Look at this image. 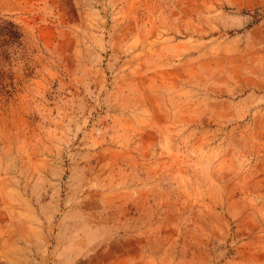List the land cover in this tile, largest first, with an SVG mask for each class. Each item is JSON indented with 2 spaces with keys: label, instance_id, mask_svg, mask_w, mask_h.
<instances>
[{
  "label": "rangeland",
  "instance_id": "rangeland-1",
  "mask_svg": "<svg viewBox=\"0 0 264 264\" xmlns=\"http://www.w3.org/2000/svg\"><path fill=\"white\" fill-rule=\"evenodd\" d=\"M11 237L24 264H264V0H0Z\"/></svg>",
  "mask_w": 264,
  "mask_h": 264
},
{
  "label": "crops",
  "instance_id": "crops-1",
  "mask_svg": "<svg viewBox=\"0 0 264 264\" xmlns=\"http://www.w3.org/2000/svg\"><path fill=\"white\" fill-rule=\"evenodd\" d=\"M9 245H13L15 248L13 250L3 251L4 257H0V264H24V250L21 246H17V242L14 237L9 239ZM1 253V252H0ZM3 260V261H1Z\"/></svg>",
  "mask_w": 264,
  "mask_h": 264
}]
</instances>
